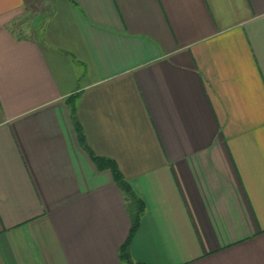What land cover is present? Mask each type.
I'll return each mask as SVG.
<instances>
[{"label":"crops","instance_id":"crops-1","mask_svg":"<svg viewBox=\"0 0 264 264\" xmlns=\"http://www.w3.org/2000/svg\"><path fill=\"white\" fill-rule=\"evenodd\" d=\"M264 264V0H0V264Z\"/></svg>","mask_w":264,"mask_h":264},{"label":"trees","instance_id":"trees-1","mask_svg":"<svg viewBox=\"0 0 264 264\" xmlns=\"http://www.w3.org/2000/svg\"><path fill=\"white\" fill-rule=\"evenodd\" d=\"M74 125L77 132L79 144L81 145V147H83V149L87 151V153L89 154L90 158L94 162L97 169L110 170L115 183L117 184L119 190L124 195L126 201V211L130 220V229L126 241L119 248V258L121 261H123L126 264H132L129 255V244L134 232L138 228L140 217L144 212V203L139 197H137L134 194L133 190L131 189L129 184L125 181V179L119 172L113 160L97 156L88 150L81 129L76 121L74 122Z\"/></svg>","mask_w":264,"mask_h":264}]
</instances>
